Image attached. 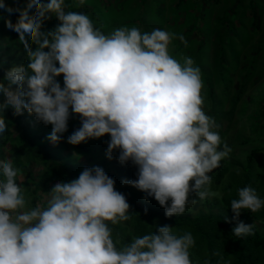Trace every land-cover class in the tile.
I'll return each mask as SVG.
<instances>
[{"label":"clouds","instance_id":"1","mask_svg":"<svg viewBox=\"0 0 264 264\" xmlns=\"http://www.w3.org/2000/svg\"><path fill=\"white\" fill-rule=\"evenodd\" d=\"M0 9L19 13L15 24L4 22L18 34L28 61L0 79V136L8 131L9 109L51 125L47 139L53 144L75 115L81 126L67 143L109 136L107 158L118 151L121 165L131 162L138 170L135 180L123 183L154 198L166 217L181 216L189 204L209 197L210 173L232 149L224 144L220 150L219 125L203 110L200 68L190 56L181 62L169 53L173 39L187 46L183 35L136 27L106 35L88 15L66 12L64 0H27L23 9L0 0ZM53 16L57 27L42 31ZM19 171L0 160V264H192L194 237L178 236L167 225L116 246L109 224L128 221L130 205L102 168H85L78 178L56 183L46 206L35 208H28L17 183ZM237 191L230 206L234 219L264 207L251 186ZM232 232L237 238L255 234L243 222Z\"/></svg>","mask_w":264,"mask_h":264},{"label":"rangeland","instance_id":"2","mask_svg":"<svg viewBox=\"0 0 264 264\" xmlns=\"http://www.w3.org/2000/svg\"><path fill=\"white\" fill-rule=\"evenodd\" d=\"M25 1L27 4V0ZM64 2H68L69 12L88 15L94 27L106 35L117 28L136 27L142 33L161 29L185 37L187 46L179 39H173L169 45V53L181 62L185 56L194 59L203 81V110L210 117L216 110L214 114L221 120V140L234 146L229 156L213 172L227 166H231V169L245 167L249 153L254 149L264 148V114H260L264 106V0H84L82 5L80 0ZM4 14L0 9V17H3L0 18L3 53H9L8 47L15 51L23 50L24 46L19 40L9 37ZM55 20L53 16L45 21L42 31ZM58 79L61 81L62 76ZM3 100L4 98L0 99V103ZM235 103L233 113L229 114ZM4 116L8 122V131L0 136V152H5L10 158L11 148L2 143L10 137L13 128L8 121L7 110ZM68 126L73 133L81 126L80 118L70 116ZM45 129L51 132V125L40 123V131ZM109 141L110 137L106 135L80 144L79 149L67 143L63 134L59 143L62 149L56 154L66 162L71 161L74 156L76 159L81 157L84 160L78 168L81 171L94 167L103 169ZM118 154L116 151L112 156ZM263 160L264 153L259 164ZM129 165L133 173L128 181L135 180L138 170L131 162ZM38 168L34 172L35 178L38 177ZM213 172L210 173V197H221L225 193L224 184L215 189ZM17 179L24 189L28 208H31V192L36 181L27 176ZM115 189L126 191L146 205L162 208L154 198L147 197L145 193L124 183L115 186ZM46 204L45 200L39 205L45 207ZM205 204L206 200L194 206L189 204L186 212L194 216Z\"/></svg>","mask_w":264,"mask_h":264},{"label":"trees","instance_id":"3","mask_svg":"<svg viewBox=\"0 0 264 264\" xmlns=\"http://www.w3.org/2000/svg\"><path fill=\"white\" fill-rule=\"evenodd\" d=\"M4 3L14 9H23L26 5L25 0H4ZM65 11H70L68 2H65ZM4 13L5 18L16 23L19 17L18 12H14L11 16ZM58 24L59 21L56 19L44 31L54 30ZM7 31L9 37L19 40L16 32L8 28ZM8 49L9 53H3L0 41V79H3L6 70L28 62L25 49L20 51H15L11 47ZM58 82L63 85V77L61 81L58 79ZM2 98L4 97L0 94V99ZM235 107L236 103L233 104L229 114L233 113ZM215 112L216 110L213 111L212 118L219 125L216 130L221 137V120L217 119ZM260 114H264V106L260 110ZM7 118L12 124L13 131L2 144L11 148L9 150L10 158L5 152L4 154L0 152V160H11L13 166L20 170L17 178L27 176L28 179L36 181L31 192L32 202L30 204L31 208H35L41 202L49 199L47 193L51 191L52 185L58 182L67 183L78 178L82 172L78 168L84 163V160L81 157L76 159L74 156L71 161L66 162L59 154H56L61 151L62 146L59 143L50 142L47 137L51 132L46 129L40 131V122H37L27 112L21 116H15L9 109ZM71 134V128L68 126L67 132L64 133L66 140ZM224 144L227 143L222 142L220 150H223ZM227 145L231 149L234 148L230 144ZM75 147L80 149L79 145ZM262 153H264V148L252 150L247 156L245 167L231 169V166H227L215 170L213 172L214 187L217 190L219 185L224 184L225 193L221 197H210L209 195L205 206L199 209L194 216L185 212L181 216L168 218L165 216L164 208L146 205L126 191L117 190L126 197L130 205V219L117 225L109 224L112 229V238L114 242H118L116 246L121 248L125 244L131 243L133 238L156 233L159 227L167 225L173 228L174 234L178 236L184 232H190L194 237L195 245L189 250L192 264H206V262L207 264H264V207L254 214L242 211L238 220L234 219V214L230 209L231 201L238 199L237 190L246 186L255 189L257 195L264 200V160L262 164H259ZM117 157L106 158L103 163V170L114 179L115 186L131 179L133 173L129 163L121 165ZM226 163L229 164V162ZM36 168H38L37 178L34 177ZM145 210H147L146 213ZM239 222L253 225L255 234L237 238L232 230Z\"/></svg>","mask_w":264,"mask_h":264}]
</instances>
